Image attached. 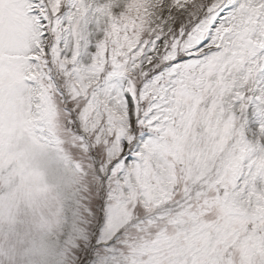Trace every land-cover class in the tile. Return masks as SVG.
I'll return each mask as SVG.
<instances>
[{
  "label": "snow or ice",
  "instance_id": "1",
  "mask_svg": "<svg viewBox=\"0 0 264 264\" xmlns=\"http://www.w3.org/2000/svg\"><path fill=\"white\" fill-rule=\"evenodd\" d=\"M0 264H264V0H0Z\"/></svg>",
  "mask_w": 264,
  "mask_h": 264
}]
</instances>
